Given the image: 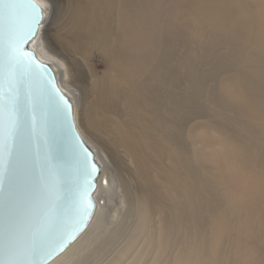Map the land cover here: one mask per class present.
I'll return each mask as SVG.
<instances>
[{
    "label": "bare ground",
    "instance_id": "obj_1",
    "mask_svg": "<svg viewBox=\"0 0 264 264\" xmlns=\"http://www.w3.org/2000/svg\"><path fill=\"white\" fill-rule=\"evenodd\" d=\"M49 4L32 49L102 166L91 224L49 264H87L90 239L88 264H264V0Z\"/></svg>",
    "mask_w": 264,
    "mask_h": 264
},
{
    "label": "snow or ice",
    "instance_id": "obj_2",
    "mask_svg": "<svg viewBox=\"0 0 264 264\" xmlns=\"http://www.w3.org/2000/svg\"><path fill=\"white\" fill-rule=\"evenodd\" d=\"M48 11L49 0L43 6L37 0H0V264H48L63 251L79 231L67 219L66 201L86 214L98 171L72 131L76 169L69 188L57 123L69 118L71 106L49 89L25 48Z\"/></svg>",
    "mask_w": 264,
    "mask_h": 264
},
{
    "label": "water",
    "instance_id": "obj_3",
    "mask_svg": "<svg viewBox=\"0 0 264 264\" xmlns=\"http://www.w3.org/2000/svg\"><path fill=\"white\" fill-rule=\"evenodd\" d=\"M42 27L39 30V33L41 32ZM38 33V35H39ZM38 37V36H37ZM36 37V38H37ZM35 38V39H36ZM34 39V40H35ZM30 41L28 44L25 45V48L28 52L34 54V63L38 66L37 71L39 74L43 77L44 81L48 84L49 89L51 90L53 87L54 89L58 90V93H54V95L59 98L60 96L63 97V101H66L70 106V112H69V118L68 119H61L57 123V143L60 147V156L62 159V162L65 164L67 168V175H66V181L69 185V188H71L72 183L75 179V169H76V161L72 157L71 154V144L75 143V140L72 137V131H75L77 134L78 139L82 142V147L87 148L91 153L92 156L90 157L91 160L95 163L97 166L98 171H96L94 175V179L91 181V188L89 189L90 194V206L87 207L86 214L81 211L80 213L74 212L72 209L71 200L69 199L66 201V211L68 212L67 219L70 223H73L76 227L79 228V231L76 233L75 238L72 239L67 247L63 249V251L58 252L55 254L49 261L52 262L55 260L58 256H60L63 252H65L89 227L91 224L96 209H97V199H96V192L99 186V179L102 173V166L101 163L97 160V157L95 155V152L91 148V146L85 141L81 133L79 132L77 125L75 123L74 118V106L71 99L65 94L61 86L59 85V81L57 78V75L55 73V70L53 67L46 61H43L36 51L32 49V43L33 41ZM63 101L61 103H63ZM71 123L74 125V129H69L68 124Z\"/></svg>",
    "mask_w": 264,
    "mask_h": 264
},
{
    "label": "rangeland",
    "instance_id": "obj_4",
    "mask_svg": "<svg viewBox=\"0 0 264 264\" xmlns=\"http://www.w3.org/2000/svg\"><path fill=\"white\" fill-rule=\"evenodd\" d=\"M56 1H58V2H60V0H56ZM56 21H57V19L54 21L55 23H56ZM53 24V27L54 26H56V24ZM55 28V27H54ZM52 40H53V38H52ZM99 69H102V67H100ZM125 173V172H124ZM123 177H127L126 175L124 176V174L122 175V178ZM121 178V179H122ZM124 179H126V178H123V180ZM105 196H106V201H107V208L104 210V212H102V218L104 219V222L102 221V226H104L105 224H106V226L108 225L107 223H109L110 221H112V220H115V218H113L114 216H116L115 215V211L117 210V205H118V202H119V199H118V197H117V190H116V187H112L110 190H108L105 194H104ZM114 213V214H113ZM113 215V216H112ZM112 216V217H111ZM102 219V220H103ZM106 219V220H105ZM106 222V223H105ZM101 223V222H100ZM101 228H100V230H102L101 231V233L99 232V230H98V233H100V234H98V233H96L98 236H100V237H102V238H104V231H106V229L108 228V226H107V228H104V227H102L101 226V224L99 225ZM105 226V227H106ZM99 229V228H98ZM102 234L104 235V236H102ZM97 237V236H96ZM99 237H97L96 238V240H94L93 242H95V241H97V239H98ZM102 238H99V239H102ZM98 239V240H99ZM90 241H91V239H90ZM90 241L89 242H87L88 244H89V246L88 245H85V246H83L84 248H89L88 250H86L85 252H84V250H83V257H82V259H80V261L82 262L83 260H86V263L88 264V261L90 260V262L93 260V258H92V255H94V254H96V257H98L97 255H98V251L96 250H94V249H97V247L98 246H100L97 242H96V244H98L97 246H95V244L94 245H92V244H90ZM86 243V244H87ZM86 246H88V247H86ZM94 247V248H93ZM94 250H92V249ZM98 250H99V248H98ZM93 251V252H92ZM95 252V253H94ZM82 253V252H81ZM87 256V257H86ZM95 256V255H94ZM95 257V258H96ZM99 258V257H98ZM94 261H96V259H94ZM84 263H85V261H83ZM83 262L81 263V264H83ZM93 262V261H92Z\"/></svg>",
    "mask_w": 264,
    "mask_h": 264
}]
</instances>
